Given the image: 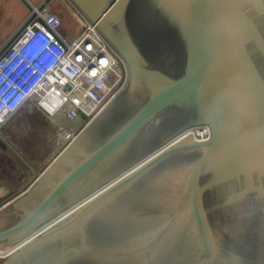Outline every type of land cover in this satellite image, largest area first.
Masks as SVG:
<instances>
[{"label":"water","instance_id":"obj_1","mask_svg":"<svg viewBox=\"0 0 264 264\" xmlns=\"http://www.w3.org/2000/svg\"><path fill=\"white\" fill-rule=\"evenodd\" d=\"M67 1L126 80L0 209V264H264V0Z\"/></svg>","mask_w":264,"mask_h":264},{"label":"built area","instance_id":"obj_2","mask_svg":"<svg viewBox=\"0 0 264 264\" xmlns=\"http://www.w3.org/2000/svg\"><path fill=\"white\" fill-rule=\"evenodd\" d=\"M51 1L27 0L21 27L0 49V137L4 123L26 104L54 128L57 154L120 90L127 71L97 28L77 11L80 29L64 35ZM189 132L197 140L210 133L207 126ZM16 248L0 250V257Z\"/></svg>","mask_w":264,"mask_h":264},{"label":"rangeland","instance_id":"obj_3","mask_svg":"<svg viewBox=\"0 0 264 264\" xmlns=\"http://www.w3.org/2000/svg\"><path fill=\"white\" fill-rule=\"evenodd\" d=\"M30 1L36 3L35 0ZM51 8L61 20V31L64 35L71 36L80 29V18L67 0H52ZM28 11V6L21 0H0V49L5 45L8 38L19 30ZM20 113L13 114L16 117L12 116V119L20 118ZM37 117L35 122L38 124L30 122L23 127L11 128L8 126V128L3 129V134L10 138V144L14 149H6L5 153L9 157L20 159L21 164H24V169L34 170L33 175L35 176L53 159L58 148L54 128L47 119L39 114ZM77 120L79 122V119ZM10 168L6 158L0 156V178H12L11 181L15 188L23 187L25 184L22 186L23 183H19L20 178L18 177L21 172L16 168H13L15 170L13 172V169ZM35 176L30 178V182Z\"/></svg>","mask_w":264,"mask_h":264},{"label":"crops","instance_id":"obj_4","mask_svg":"<svg viewBox=\"0 0 264 264\" xmlns=\"http://www.w3.org/2000/svg\"><path fill=\"white\" fill-rule=\"evenodd\" d=\"M42 1H44V0H35L36 3H34V4L41 3ZM18 112H21L22 113V115L20 113V118H18V119L17 118H13L12 119L13 114H16ZM13 114L4 123L3 129L6 128V127L8 128V126L11 127V128H15L16 126L23 127L25 125H28L30 122H35L36 118H38L37 117L38 116V113L34 109H32L30 106H28L26 104L25 105H22ZM13 117H16V115L13 116ZM14 120H16V121H14ZM75 122L77 123L78 120H76ZM35 123H37V122H35ZM9 139L10 138L7 135H4V136L0 137V156H4V158H6V161L8 162V165L12 169L13 168H16V170H18V171L21 172V173H19L20 176H18L20 178L19 179V183H23L22 186L24 184L25 185L23 187L18 186L17 188H15L14 187V184H12V181H11L12 178H9V179H7V178H4V179L3 178H0V190H3V192L0 193V209L7 204L6 201L8 199H11L15 195L19 194L20 191L23 190L30 183V178H33L35 176V175H33L34 170H32V169H27V170L24 169V164H21V162H20L21 160L20 159L14 158V157H9L5 153L6 149H9V148L13 149L12 146H11V144H10ZM3 167H6V166L3 165ZM12 171L14 172L15 170L13 169ZM13 172H11V173H13Z\"/></svg>","mask_w":264,"mask_h":264},{"label":"bare ground","instance_id":"obj_5","mask_svg":"<svg viewBox=\"0 0 264 264\" xmlns=\"http://www.w3.org/2000/svg\"><path fill=\"white\" fill-rule=\"evenodd\" d=\"M187 133H189V131H186L185 134H187ZM130 171H131V170H127L126 172H124V173L121 174L120 176H118V177H116L115 179L111 180V181L108 182L106 185H104L100 190L98 189V190H96L95 192L91 193L89 197H93V196H95L96 194H98V193H99L100 191H102L103 189H105V188H107L108 186H110L111 184L115 183L116 180L120 179V178L123 177L124 175H127ZM2 192H3V190H0V193H2ZM87 199H88V198H87ZM85 200H86V199H85ZM85 200H84V201H79L77 204H75V205H74L73 207H71L69 210L65 211V213L70 212V211H72V210L75 209V208H78L80 205H82V204L85 202ZM62 215H63V214H61V216H62Z\"/></svg>","mask_w":264,"mask_h":264}]
</instances>
